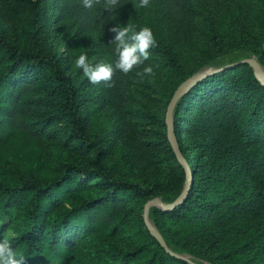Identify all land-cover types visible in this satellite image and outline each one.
<instances>
[{
    "label": "trees",
    "instance_id": "16d2710c",
    "mask_svg": "<svg viewBox=\"0 0 264 264\" xmlns=\"http://www.w3.org/2000/svg\"><path fill=\"white\" fill-rule=\"evenodd\" d=\"M136 3L119 0L107 12L81 0H0V221L25 264H191L143 218L147 199L170 202L185 180L165 111L148 120L131 104L150 89L166 110L180 81L231 49L264 57V0ZM126 24L151 28L157 46L140 68L117 71L112 87L89 82L94 101L110 107L104 141L87 128V78L74 61L96 51L92 64L114 63L109 29ZM91 30L95 50L79 39ZM59 35L65 54L52 47ZM144 66L154 83L136 76ZM172 119L192 180L181 202L149 208L151 223L192 260L264 264V83L248 63L223 67L178 98Z\"/></svg>",
    "mask_w": 264,
    "mask_h": 264
},
{
    "label": "clouds",
    "instance_id": "9594fccd",
    "mask_svg": "<svg viewBox=\"0 0 264 264\" xmlns=\"http://www.w3.org/2000/svg\"><path fill=\"white\" fill-rule=\"evenodd\" d=\"M82 6L87 9H93L96 5H101L103 11L114 12L119 8V0H81ZM150 6V0H138L133 7L147 9ZM114 33V37L108 44L112 46V52L115 56L114 63L98 62L89 63L86 53L80 54L74 61V66L82 70L84 77L92 84L105 83L112 87L114 74L119 71L124 75L129 74L134 69L140 68L144 62L149 59V49L157 46L156 39L151 28L142 27L139 30L135 25L126 24L121 27L113 26L109 29ZM137 77H155L152 66H144L142 71H137ZM154 83V79L149 81ZM14 236L9 232L5 238L0 239V264H25V257L17 258L13 250L11 240Z\"/></svg>",
    "mask_w": 264,
    "mask_h": 264
},
{
    "label": "rangeland",
    "instance_id": "374dc122",
    "mask_svg": "<svg viewBox=\"0 0 264 264\" xmlns=\"http://www.w3.org/2000/svg\"><path fill=\"white\" fill-rule=\"evenodd\" d=\"M247 22V21H246ZM248 23V22H247ZM200 25V22H195L193 24V31L195 33L198 32V27ZM58 32V31H57ZM80 41L87 46V48H93L94 50L97 48V34L95 31H86L82 35H79ZM95 42V44H94ZM52 47L57 50L59 53L65 54L69 52L70 46L65 45L63 41L61 40L60 35L57 37L52 38ZM97 55V52H93V54L88 55L89 63H92L93 58ZM253 56L257 60L259 59L261 61V65L264 69V57L258 58V55L253 53L250 48L247 47H238L234 48L228 51L226 55L220 58H216L212 61L204 62L202 65L195 70L196 72H203L208 69H212L218 66H221L223 64H226L228 62L238 60L240 58ZM200 60V59H197ZM74 71V67L72 68ZM82 77V76H81ZM148 80H153V77H147ZM161 79V78H160ZM183 81V80H182ZM180 81V82H182ZM179 82V83H180ZM83 85H86L87 87V99H84V112L87 117V128L89 129L91 134L98 133L101 135L102 140H106V137L103 135V133L107 132L106 130V124H107V112H109V106L108 105H101L99 101H94V94L97 92V89L95 86H90L88 79H84ZM146 92V91H145ZM143 91L137 90L135 92L134 100L132 102V106L137 107L141 112H144L146 114L147 119L153 118L154 115L161 116L163 115L165 109V104L163 103V99L165 98L164 95L159 92L152 91L148 89V93H145ZM102 106V108L100 107ZM111 143H113L115 146L118 144H121L120 139L116 135H111L109 140ZM58 148H55L54 151L57 152ZM112 152H108V158L109 160L113 158L115 151L111 149ZM183 187V186H182ZM149 219L151 218V212L149 210L148 212ZM151 221V219H150ZM0 232L2 233L3 238L7 236L9 232L14 234V230L10 226L3 227V223L0 221ZM193 260L198 262L199 264H211L208 260L204 258H198L193 257Z\"/></svg>",
    "mask_w": 264,
    "mask_h": 264
},
{
    "label": "water",
    "instance_id": "95a60500",
    "mask_svg": "<svg viewBox=\"0 0 264 264\" xmlns=\"http://www.w3.org/2000/svg\"><path fill=\"white\" fill-rule=\"evenodd\" d=\"M239 63H248L254 70V73L256 74V76L258 77V79L264 83V69L262 67V65L260 64V62L253 56H248V57H244V58H240L238 60H234L232 62L223 64L221 66L212 68V69H208L206 71L203 72H196L191 74L190 76H188L187 78H185L182 82H180L177 87L174 89L168 103L166 106V110H165V124H166V135L167 138L169 140V143L178 159V161L182 164V166L184 167L185 170V180H184V184L183 187L181 189V191L179 192V194L170 202H165L163 201L160 197L158 196H153L149 199L146 200V202L144 203V207H143V218H144V222L146 224V226L148 227V229L150 230V232L155 236V238L157 239V241L161 244V246H163V248H165L169 253L187 260L188 262H190L191 264H199L198 262L192 260L187 254L184 253H179V252H175L173 251L166 243L165 239L163 238L162 234L154 227V225L151 223L149 216H148V212H149V208L153 205L158 206L164 210H168L171 207H173L174 205H176L177 203L181 202L184 197L186 196V193L188 192V189L190 187V183L192 180V174L189 168V165L187 164L182 152L180 151V148L178 147L177 144V140L175 137V132H174V128H173V119H172V114H173V108L174 105L176 103V101L178 100V98L194 83L196 82L198 79H200L202 76L211 73L213 71L219 70L223 67H228L231 65H235V64H239Z\"/></svg>",
    "mask_w": 264,
    "mask_h": 264
}]
</instances>
